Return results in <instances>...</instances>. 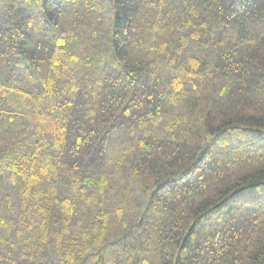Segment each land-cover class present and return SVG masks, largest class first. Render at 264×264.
Segmentation results:
<instances>
[{"label":"trees","instance_id":"16d2710c","mask_svg":"<svg viewBox=\"0 0 264 264\" xmlns=\"http://www.w3.org/2000/svg\"><path fill=\"white\" fill-rule=\"evenodd\" d=\"M0 264H264V0H0Z\"/></svg>","mask_w":264,"mask_h":264}]
</instances>
